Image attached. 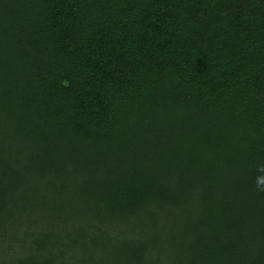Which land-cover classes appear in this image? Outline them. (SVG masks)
Wrapping results in <instances>:
<instances>
[{"label":"trees","instance_id":"obj_1","mask_svg":"<svg viewBox=\"0 0 264 264\" xmlns=\"http://www.w3.org/2000/svg\"><path fill=\"white\" fill-rule=\"evenodd\" d=\"M261 164L264 0H0V264H264Z\"/></svg>","mask_w":264,"mask_h":264},{"label":"clouds","instance_id":"obj_2","mask_svg":"<svg viewBox=\"0 0 264 264\" xmlns=\"http://www.w3.org/2000/svg\"><path fill=\"white\" fill-rule=\"evenodd\" d=\"M257 171L261 173L256 177L255 190L264 193V164L258 166Z\"/></svg>","mask_w":264,"mask_h":264},{"label":"rangeland","instance_id":"obj_3","mask_svg":"<svg viewBox=\"0 0 264 264\" xmlns=\"http://www.w3.org/2000/svg\"><path fill=\"white\" fill-rule=\"evenodd\" d=\"M3 245H7V242H6L5 244H3ZM0 246L2 247V243L0 244ZM16 249H17V248L13 245L12 250H9L8 253H9V254H14V250H16ZM21 254H22V253H20L19 255L21 256Z\"/></svg>","mask_w":264,"mask_h":264}]
</instances>
